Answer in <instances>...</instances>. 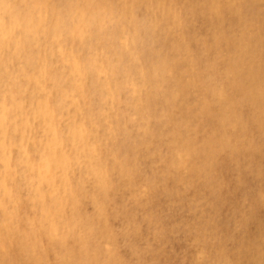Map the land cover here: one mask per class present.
Wrapping results in <instances>:
<instances>
[{
	"label": "clouds",
	"instance_id": "obj_1",
	"mask_svg": "<svg viewBox=\"0 0 264 264\" xmlns=\"http://www.w3.org/2000/svg\"><path fill=\"white\" fill-rule=\"evenodd\" d=\"M0 264H264V0H0Z\"/></svg>",
	"mask_w": 264,
	"mask_h": 264
}]
</instances>
